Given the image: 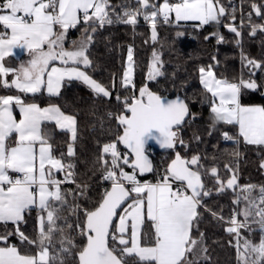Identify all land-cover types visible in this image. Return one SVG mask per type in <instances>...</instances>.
Segmentation results:
<instances>
[{
  "label": "snow or ice",
  "instance_id": "snow-or-ice-1",
  "mask_svg": "<svg viewBox=\"0 0 264 264\" xmlns=\"http://www.w3.org/2000/svg\"><path fill=\"white\" fill-rule=\"evenodd\" d=\"M136 4L132 7L129 0H124L121 13H116L110 0H0V78L12 76L10 83L7 79H0V83L25 95L46 90L49 97H59L65 79H76L96 97L111 99L108 87L81 70V66H92L90 48L98 29L113 23L135 26L139 16L150 22L153 42L158 39L157 18L162 17L167 24L171 13L176 21L218 26L223 23L237 38L244 28L250 29L252 36L264 32V24L253 22L251 12L245 17L241 10L239 26L225 22V18L236 20L237 9L226 8L220 0H164L159 6L150 5L149 0H136ZM250 7L264 20V4L252 2ZM78 25L80 39L66 48L69 30ZM214 35L217 43L225 42L219 31ZM235 42L241 49L242 70H248V79L243 71L238 80L218 77L214 71L219 63L215 56V64L200 66L198 72L199 83L210 94V128L215 130L217 124L238 126L235 136L222 132L223 139L236 146L225 152L238 161L240 138L245 145L264 149V106H245L240 102L242 90L256 91L260 87L254 77L257 72L264 73V61L246 55L240 39ZM16 49L25 50L30 58L18 67L6 66L5 58L15 55ZM162 69L161 55L154 50L147 80L164 76ZM133 72V48L129 46L121 80L126 91L130 85L135 89ZM116 101L122 107L116 113L107 112L109 121L116 120V128H106L103 120L99 125L102 135L115 138L103 143L93 164L110 188H105L91 207H85L79 201L87 199L89 185L86 181L77 182L72 159L78 140L76 115L66 114L55 104L41 107L25 102L20 95H0V224L14 226V231L0 234V264H213L204 233L199 229L204 213L229 225L225 231L235 240L234 244L232 240L228 243L235 249L236 264H264V185L259 186L258 196L252 195L256 185L241 187L238 164L233 168L225 163L224 169L232 175L222 179L218 166L205 168L200 155L189 159L176 151L175 158L163 174H157L155 182L138 179V174L154 171L147 154L150 142L166 150H175L177 145L187 148L180 131L187 123L186 117L194 119L195 114L190 113L186 98L178 94L170 99L152 91L146 83L138 95H117ZM14 106L19 109V119L14 115ZM50 123L70 134L67 152L61 151L59 156L54 154V145L44 130ZM92 130H97L95 125ZM118 145L126 151L122 153ZM260 168L264 169V159ZM57 173L64 174L63 180L57 179ZM204 177L214 179L219 193L239 188L233 203L243 202L244 207L233 209L225 221L205 203L212 190L206 187ZM65 183L75 184V189H62ZM32 210L37 216L34 236H29L19 226ZM240 216L242 220L238 219ZM242 229L249 235L243 236ZM256 231L260 234L258 242L252 238ZM13 235L18 237L20 247L34 248L35 253L22 252L10 244Z\"/></svg>",
  "mask_w": 264,
  "mask_h": 264
},
{
  "label": "trees",
  "instance_id": "trees-1",
  "mask_svg": "<svg viewBox=\"0 0 264 264\" xmlns=\"http://www.w3.org/2000/svg\"><path fill=\"white\" fill-rule=\"evenodd\" d=\"M172 3L178 0H169ZM161 0H149V4L159 6ZM255 2L257 5L264 4V0H220V4L226 8L235 7L236 20L234 25H240L241 10L243 15L247 17L249 12L252 13L253 22L264 24V20L257 17L252 11L250 5ZM124 0H110V4L115 8L116 13H121L120 5ZM132 7H136V0H129ZM247 23V20H245ZM78 25L77 29L69 32V39L75 41L80 38L81 31ZM157 41L151 40V25L146 22L143 16L137 18L135 26L123 23H113L98 29L95 34L94 43L90 48V59L93 61L92 66L87 72L99 83L108 87L112 93L111 99L102 96L96 97L94 93L80 80H67L64 82L59 97H49L44 91L38 94H22L17 89L5 88L0 83V95H20L25 102H37L41 105L58 104L65 113L75 114L78 121V140L75 143L76 155L72 158L76 164L77 182L88 183L87 199L80 198V203L85 207H91L100 199L105 188H110V184L104 182L100 178V173L94 170L93 164L99 155L100 149L105 142L114 140V136L101 134L99 130L100 121H104L105 127L116 128V120L109 121L107 112L116 113L122 107L116 101L117 95L123 98L126 95H138L141 86L147 83L148 87L157 92V94L167 96L174 99L178 94L182 98H186L189 104L190 113L195 114L193 119L191 116L186 117L187 123L181 128L180 135L187 144V148L177 145L175 150H166L161 148H152L149 154L153 160L154 171L144 175H139L141 181L154 182L157 174L167 168L172 159L175 158V152L179 151L181 156L191 158L193 155H200L205 168L216 165L218 166V174L222 179L230 177L232 173L224 169L225 163L233 168L238 164V184L243 187L245 185H256L257 188L252 195H259V186L264 185V169L260 168V162L264 159V149H258L254 145H245L243 139L239 145L240 157L237 161L225 152L228 149L231 152L236 146L231 141H225L222 132H228L229 135L235 136L238 132V126H227L217 124L215 130L210 128L212 118L210 115L209 98L210 94L206 93L203 86L199 83L200 66L218 65L214 68L217 76L232 80L240 78L241 72L245 79H248V70L243 69L241 65L240 51L237 47L236 40L240 39L243 44V51L250 58L264 61V32H257L255 36L250 35V29L244 28L242 36L237 38L234 33L229 32L224 26L209 23L200 25L198 22H179L171 20L169 23H163V19L156 22ZM219 31L225 37L224 43H217L214 35ZM178 33L182 35H178ZM208 37V39H205ZM133 48L134 59V77L133 84L135 89L130 85L126 91L121 87L123 72L127 63L128 47ZM161 52V60L163 61V69L165 75L158 77L156 81L147 80V72L152 60L153 51ZM216 57V61L212 57ZM11 77V75H9ZM5 79V78H0ZM254 79L260 85L258 90L249 89L242 90L240 101L242 104H262L264 106V73L257 72ZM96 126L94 132L93 126ZM45 132L50 137V142L54 145V154L59 156L60 152H67V143L70 140V134L63 133L58 130L54 123L44 126ZM211 133V134H209ZM198 136L199 140L194 139ZM99 141V144L97 143ZM124 147L123 145H120ZM213 157H217L213 160ZM68 158L65 159L67 162ZM98 167V165H96ZM126 171L130 168L124 166ZM165 168V169H166ZM64 178V174H61ZM206 187L212 190V195L205 199V203L222 215L227 221L232 215L233 209H242L244 203L239 205L233 203L236 193L240 192L239 188L227 189L219 193L216 191V185L213 178L204 177ZM62 189H75V184H62ZM71 201V197H69ZM222 210V211H221ZM67 215V213H65ZM37 212L32 210L25 215V222L19 227L26 235L34 236V225L36 222ZM74 219L70 217V220ZM239 219H243L242 216ZM229 225L227 223L217 222L209 213H204L202 222L199 225L200 232L204 233L205 243L209 247V254L212 257L213 264H236L235 249L229 246L228 241L235 240L225 229ZM255 227V225L253 226ZM5 231H14V226L0 224V234ZM243 236H248L247 230H241ZM198 235V233H194ZM259 232L252 234V238L259 241ZM10 244L20 247L19 239L13 235L9 238ZM0 246H3L0 244ZM22 252L35 253L34 248L20 247Z\"/></svg>",
  "mask_w": 264,
  "mask_h": 264
},
{
  "label": "crops",
  "instance_id": "crops-1",
  "mask_svg": "<svg viewBox=\"0 0 264 264\" xmlns=\"http://www.w3.org/2000/svg\"><path fill=\"white\" fill-rule=\"evenodd\" d=\"M176 22V21H175ZM72 29H70L69 30V32L71 31ZM69 32H68V34H67V38H66V41H65V47L66 48H69L70 46H71V42L73 41V40H70L69 39ZM79 40V38L78 39H76L75 41H78ZM30 57L28 56V54H27V52L25 51V50H22V49H16L15 50V55H13V56H10V57H6L5 58V65L6 66H8V67H18L19 66V64L21 63V62H26L28 59H29ZM57 63V66H59V62H56ZM126 66H127V63H126ZM81 70H85L86 72H87V70L86 69H84L83 68V66H81ZM87 74L88 75H90L88 72H87ZM91 76V75H90ZM92 77V76H91ZM133 77H134V72H133ZM93 78V77H92ZM5 79H7L8 81H9V83H10V81H11V79H12V76L11 77H9V76H7V77H5ZM72 80H76V79H72ZM65 81H67V79H65ZM64 81V82H65ZM64 82L62 83V86H63V84H64ZM98 82V81H97ZM62 86H61V89H62ZM42 91H44V92H46V90H42ZM47 93V92H46ZM241 102V101H240ZM28 103H31V102H28ZM35 103H37V102H35ZM37 104H39L41 107H46V106H48L49 104H47V105H41L40 103H37ZM242 104V103H241ZM55 105H57V106H59L58 104H55ZM243 105H245V106H263L262 104H243ZM62 109V108H61ZM63 111V110H62ZM66 114H68V113H66ZM14 115L16 116V118L17 119H19L20 117H19V109L18 108H16L15 106H14ZM62 173H57L56 175H57V179H60V180H63L62 178H61V175ZM141 181V180H140ZM141 182H143V181H141ZM150 182H152V181H150ZM155 182V181H154Z\"/></svg>",
  "mask_w": 264,
  "mask_h": 264
},
{
  "label": "rangeland",
  "instance_id": "rangeland-1",
  "mask_svg": "<svg viewBox=\"0 0 264 264\" xmlns=\"http://www.w3.org/2000/svg\"><path fill=\"white\" fill-rule=\"evenodd\" d=\"M163 2H164V0H161L160 4H162ZM169 2H170V1H169ZM177 2H178V1H177ZM170 3H172V2H170ZM160 4H159V5H160ZM160 18L163 19L162 17H158L157 20L160 19ZM171 20L176 21V20H175V14H174V13H171L170 16H169V21H171ZM179 22H198V21H176V23H179ZM198 23H199V22H198ZM77 39H78V38H77ZM79 39H80V38H79ZM156 51L159 52L160 55H161V52H160V51H158V50H156ZM218 77H219V76H218Z\"/></svg>",
  "mask_w": 264,
  "mask_h": 264
},
{
  "label": "water",
  "instance_id": "water-1",
  "mask_svg": "<svg viewBox=\"0 0 264 264\" xmlns=\"http://www.w3.org/2000/svg\"><path fill=\"white\" fill-rule=\"evenodd\" d=\"M150 148H160L157 144H155V142H150V144H149V146H148V150L150 149ZM147 150V154H148V156H149V159L152 161V163H153V160H152V157H151V155L149 154V151ZM145 174H147V173H145Z\"/></svg>",
  "mask_w": 264,
  "mask_h": 264
},
{
  "label": "built area",
  "instance_id": "built-area-1",
  "mask_svg": "<svg viewBox=\"0 0 264 264\" xmlns=\"http://www.w3.org/2000/svg\"><path fill=\"white\" fill-rule=\"evenodd\" d=\"M118 149L123 153V152H125L126 151V149H124V147H122V146H120V145H118ZM150 149H152V148H150ZM150 149L148 150V151H150ZM165 168L166 167H164V170H165ZM164 172V171H163ZM163 172L161 173V174H163ZM13 175H16V174H13ZM138 179H139V175H138ZM140 180V179H139ZM238 219H239V217H238Z\"/></svg>",
  "mask_w": 264,
  "mask_h": 264
}]
</instances>
